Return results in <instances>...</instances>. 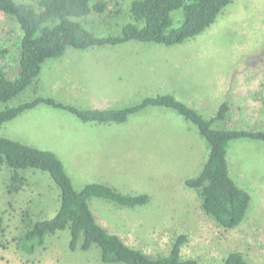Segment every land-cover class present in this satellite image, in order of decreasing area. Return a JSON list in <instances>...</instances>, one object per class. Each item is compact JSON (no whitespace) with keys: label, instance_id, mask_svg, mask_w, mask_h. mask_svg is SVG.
I'll return each mask as SVG.
<instances>
[{"label":"rangeland","instance_id":"obj_1","mask_svg":"<svg viewBox=\"0 0 264 264\" xmlns=\"http://www.w3.org/2000/svg\"><path fill=\"white\" fill-rule=\"evenodd\" d=\"M16 1L40 10L37 0ZM99 1L107 4L103 15L92 13L77 21L98 37L119 35L132 22V0H93L92 4ZM172 16L174 26H179L182 12ZM22 35L17 20L0 12V73L8 79L19 72ZM153 47L157 49L153 54L140 53ZM161 82L163 91L147 90ZM73 83L84 87L90 83L92 91L71 94ZM243 86H247L244 99L238 92ZM169 93L190 107L202 103L203 108H197L206 119L216 115L227 94L231 111L216 127L264 131V0H233L210 28L180 45L132 41L68 49L62 57L46 61L24 92L8 103L0 102V111L38 97L79 109L95 106L93 99L104 97L125 108L145 97ZM0 136L55 153L76 190L105 183L122 195H148L150 201L135 208L96 197L89 201L101 226L145 255L167 257L184 235V260L223 264L231 253H240L248 264H264V142L245 138L228 145L231 177L249 193L251 202L243 222L226 230L204 212L198 192L185 185L201 174L210 148L196 127L171 109L147 108L122 124H93L41 104L5 123ZM21 173L28 184L21 192L10 193V173L0 170L4 220L0 264H104L97 245L89 251H71L69 229L47 236L44 246L28 253L21 235L30 223L57 214L61 190L46 172L27 169Z\"/></svg>","mask_w":264,"mask_h":264},{"label":"trees","instance_id":"obj_2","mask_svg":"<svg viewBox=\"0 0 264 264\" xmlns=\"http://www.w3.org/2000/svg\"><path fill=\"white\" fill-rule=\"evenodd\" d=\"M39 11L16 0H0V12L17 20L23 32L20 41L19 72L8 79L0 73V102L8 103L24 92L40 75L44 63L62 57L68 49L117 46L136 41L172 47L202 34L217 20L233 0H132V22L119 35L98 37L79 21L89 15H103L106 2L93 0H37ZM181 11L183 19L174 26L172 14ZM45 104L64 110L84 123L122 124L147 108H167L193 124L203 137L210 153L201 174L188 179L185 185L198 192L204 212L226 230L239 226L251 202L248 192L241 189L230 174L227 150L230 142L253 139L264 142V131H230L216 127L226 120L231 103H222L216 115L204 118L198 110L177 100L174 95L147 97L140 103L122 109H79L51 98H35L13 108L0 111V128L23 113ZM10 173V193H19L28 184L22 171L35 169L46 172L61 190V205L52 219L30 223L22 236L31 255L44 246L47 236L69 229L70 250L89 251L97 245L104 264H198L181 256L187 237L180 236L165 258H152L143 251L126 245L123 240L100 226L90 209L91 198H102L124 207H139L150 201L148 195L126 196L104 184H89L76 190L62 160L53 152L26 145L0 136V170ZM29 217H27L28 219ZM26 219V218H24ZM23 219V220H24ZM26 222V220H24ZM0 215V231L4 228ZM23 234V233H22ZM83 237L82 243L80 240ZM17 242L18 239H15ZM20 241V240H19ZM223 264H248L240 253H231Z\"/></svg>","mask_w":264,"mask_h":264},{"label":"crops","instance_id":"obj_3","mask_svg":"<svg viewBox=\"0 0 264 264\" xmlns=\"http://www.w3.org/2000/svg\"><path fill=\"white\" fill-rule=\"evenodd\" d=\"M156 45H158V44H156ZM161 46H163V45H161ZM157 49H156V47H153V50L152 49H142L141 51H140V53L144 56L145 54H146V56H148V55H150V54H153L155 51H156ZM77 74H79V75H82V74H84V73H77ZM107 74H109V73H96V75L97 76H99V75H107ZM99 81V80H98ZM91 84L90 83H87L86 85H85V87H84V84L83 83H80V85L78 84V83H73V84H71L69 87L71 88L70 89V93L71 94H81V95H87V94H90L91 93V88H88V86H90ZM243 85V84H242ZM80 87H82V89H79ZM146 87V86H145ZM144 87V88H145ZM247 87V86H246ZM246 87L245 86H243L242 88H239V90H238V92H239V94H241L242 95V97H243V99H244V95L246 94ZM147 88H150V89H147L149 92H151V91H155V92H161V91H163L164 89H165V87L162 85V82L161 83H159V84H156L155 86H152L151 87V85L149 86V87H147ZM146 89V88H145ZM175 88H173L171 91H173ZM147 90H144V93H146L147 92ZM170 95H174V94H171V93H169ZM169 94H163V95H169ZM244 94V95H243ZM160 95V94H159ZM156 96H158V95H156ZM226 96V98H225V100L222 102V103H224V102H226V101H229V100H227V94L225 95ZM148 97H155V96H148ZM40 98H46V97H40ZM145 98H147V97H145ZM145 98H143V99H145ZM246 98V97H245ZM52 99V98H51ZM142 99V100H143ZM141 100V101H142ZM57 101V100H56ZM113 101H115V100H113V99H111V100H107V99H105L104 97H102L101 99H99V100H97L96 98H94L93 99V104L95 105V106H92V107H89V108H81V109H96V110H109V109H122V106H120V105H118V104H113ZM59 102V101H58ZM60 103H63V104H65V105H69V106H74V107H78V106H76V105H73V104H68V103H64V102H60ZM117 103V102H116ZM221 103V104H222ZM220 104V105H221ZM197 107H201V108H203V105H202V103H200L199 105H197V106H192V108H194V109H196V110H198V108ZM126 108V107H125ZM219 108V107H218ZM218 110V109H217ZM213 118V117H212ZM209 119H211V118H209ZM227 119V118H226ZM94 124V123H93ZM97 138V140L99 139L98 137H96ZM100 141H105V140H103V139H100ZM91 184H104V185H108V184H105V183H91ZM89 185V184H88ZM94 215V214H93ZM94 217H96V216H94ZM95 219H97V218H95ZM96 222L99 224V222H98V220H96ZM100 226H101V224H99ZM105 230H107L109 233H111L105 226H102ZM111 234H113V233H111ZM113 235H116V234H113ZM118 236V235H117ZM124 242V241H123ZM126 245H128L126 242H124ZM129 247H131V248H134V247H132V246H130V245H128ZM134 249H137V248H134ZM138 250V249H137ZM142 251V250H141Z\"/></svg>","mask_w":264,"mask_h":264}]
</instances>
